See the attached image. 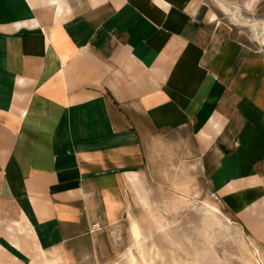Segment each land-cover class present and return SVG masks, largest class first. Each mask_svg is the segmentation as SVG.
Segmentation results:
<instances>
[{"label":"crops","instance_id":"crops-1","mask_svg":"<svg viewBox=\"0 0 264 264\" xmlns=\"http://www.w3.org/2000/svg\"><path fill=\"white\" fill-rule=\"evenodd\" d=\"M131 177L264 252V0H0V264H112Z\"/></svg>","mask_w":264,"mask_h":264},{"label":"rangeland","instance_id":"rangeland-1","mask_svg":"<svg viewBox=\"0 0 264 264\" xmlns=\"http://www.w3.org/2000/svg\"><path fill=\"white\" fill-rule=\"evenodd\" d=\"M131 178L142 208L130 212L112 264H129L132 251L142 263L143 254L154 264H264V252L236 220L200 203L199 197L188 199L170 189H162L154 205Z\"/></svg>","mask_w":264,"mask_h":264},{"label":"bare ground","instance_id":"bare-ground-1","mask_svg":"<svg viewBox=\"0 0 264 264\" xmlns=\"http://www.w3.org/2000/svg\"><path fill=\"white\" fill-rule=\"evenodd\" d=\"M130 251V250H129ZM260 255V254H259ZM142 258H143V263L141 261H139V259L137 258V256L134 254V252L132 251L130 256H129V264H154L152 263V259L148 260L145 255L142 254ZM260 261H262V257H260L259 259ZM260 263V262H259Z\"/></svg>","mask_w":264,"mask_h":264},{"label":"built area","instance_id":"built-area-1","mask_svg":"<svg viewBox=\"0 0 264 264\" xmlns=\"http://www.w3.org/2000/svg\"><path fill=\"white\" fill-rule=\"evenodd\" d=\"M95 227H97V225H95Z\"/></svg>","mask_w":264,"mask_h":264}]
</instances>
